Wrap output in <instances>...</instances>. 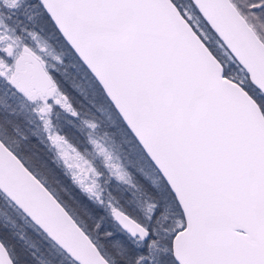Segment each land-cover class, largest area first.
<instances>
[{"label":"snow or ice","instance_id":"snow-or-ice-1","mask_svg":"<svg viewBox=\"0 0 264 264\" xmlns=\"http://www.w3.org/2000/svg\"><path fill=\"white\" fill-rule=\"evenodd\" d=\"M0 264H264V0H0Z\"/></svg>","mask_w":264,"mask_h":264}]
</instances>
